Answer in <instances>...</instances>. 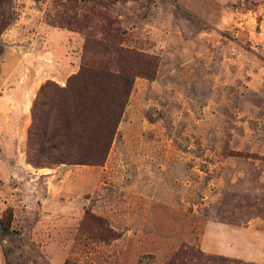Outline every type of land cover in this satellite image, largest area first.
Here are the masks:
<instances>
[{
    "label": "rangeland",
    "instance_id": "374dc122",
    "mask_svg": "<svg viewBox=\"0 0 264 264\" xmlns=\"http://www.w3.org/2000/svg\"><path fill=\"white\" fill-rule=\"evenodd\" d=\"M107 19L155 77L135 76L103 165L58 163L57 150L32 162L42 87L52 122L50 94ZM30 87L0 164V219L14 213L0 264H166L184 248L198 254L188 264H264V0H0V97Z\"/></svg>",
    "mask_w": 264,
    "mask_h": 264
},
{
    "label": "trees",
    "instance_id": "16d2710c",
    "mask_svg": "<svg viewBox=\"0 0 264 264\" xmlns=\"http://www.w3.org/2000/svg\"><path fill=\"white\" fill-rule=\"evenodd\" d=\"M116 22L107 19L103 27L106 35L102 38H96L93 33H85L84 62L80 70L69 77L65 87L57 86V91L53 90L50 94L54 100L55 112L51 117L52 122L45 120V111L41 109V99L47 97L46 89L52 83L48 82L42 87L33 106L34 121L29 141V156L32 162L38 164L43 161L42 155H51L50 151L57 150L58 154H54L52 158L58 163H105L135 76L144 74L153 78L156 68L152 57L125 48L115 40L118 30L114 31L113 35L111 30L116 29L112 27ZM97 52L107 54L111 58L95 61L93 55ZM38 140L42 143L40 148L36 147ZM13 216V209L8 208L0 219V225L5 231H10ZM197 255L192 248L180 249L166 264H188L185 262L189 257L193 259ZM210 257L217 261V264H242L239 259L231 260L215 255ZM65 264L73 262L68 259Z\"/></svg>",
    "mask_w": 264,
    "mask_h": 264
},
{
    "label": "crops",
    "instance_id": "0c3cea01",
    "mask_svg": "<svg viewBox=\"0 0 264 264\" xmlns=\"http://www.w3.org/2000/svg\"><path fill=\"white\" fill-rule=\"evenodd\" d=\"M33 87L21 96H14L11 93L0 97V164L13 163L16 153H13V146L18 143V139L24 128L16 121L20 116L25 115V107L32 102L30 93ZM1 259V256H0Z\"/></svg>",
    "mask_w": 264,
    "mask_h": 264
}]
</instances>
